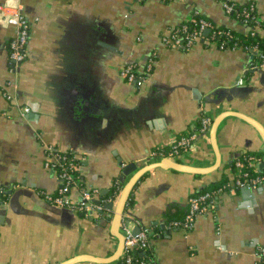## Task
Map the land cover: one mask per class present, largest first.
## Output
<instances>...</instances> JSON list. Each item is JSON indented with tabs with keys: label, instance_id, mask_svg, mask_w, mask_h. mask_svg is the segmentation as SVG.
Returning a JSON list of instances; mask_svg holds the SVG:
<instances>
[{
	"label": "crops",
	"instance_id": "crops-1",
	"mask_svg": "<svg viewBox=\"0 0 264 264\" xmlns=\"http://www.w3.org/2000/svg\"><path fill=\"white\" fill-rule=\"evenodd\" d=\"M231 1L253 5L264 19V0ZM4 2L21 9L29 32L26 59L11 68L7 44L13 28L0 25V188L12 191L0 211V264L73 258L74 264H95L90 259L112 256L118 243L109 216L70 214L39 200L62 183L45 161L56 152L74 158L82 187L107 205L114 182L122 187L156 161L150 152L169 146L202 114L211 123L232 114L215 128L218 166L207 172L216 163L207 131L177 159L205 173L149 170L135 183L127 213L134 230L154 229L147 253L156 264H258L264 182L247 189L245 198L240 189L218 191L214 212L196 215L188 230L166 227L185 217L190 196L223 179L232 186L236 159L264 157L261 133L237 117L264 131V68L251 69L248 51L208 43L206 31L188 51L163 47L160 39L192 13L235 33L248 28L226 15L218 0H0V6ZM257 33L264 38V27ZM148 58L152 68L142 86L120 76L128 63L145 75ZM23 108L28 113L22 116ZM67 196L77 201L79 186Z\"/></svg>",
	"mask_w": 264,
	"mask_h": 264
},
{
	"label": "built area",
	"instance_id": "built-area-1",
	"mask_svg": "<svg viewBox=\"0 0 264 264\" xmlns=\"http://www.w3.org/2000/svg\"><path fill=\"white\" fill-rule=\"evenodd\" d=\"M138 2L141 0H137ZM223 12L226 15L231 14L234 11V3L231 0H218ZM253 7L250 6L249 11H243L244 22L251 21L252 26L247 27L250 35L254 34L261 28L260 24H264V19H261L258 15H250ZM192 16V15H191ZM188 21L192 22V18ZM15 21V23H13ZM0 25L12 26L13 36L7 44L8 59L11 68H16L26 59V45L28 41L29 23L24 18L19 7L9 6L7 2H4L0 6ZM214 29L210 40H206L210 44L216 46L217 37H225L227 40L232 38V35L228 31L219 29L211 22L204 18H201L193 23V29L189 30L187 27L179 29L171 28L166 35L161 37L160 42L163 47L172 48L180 51H188L190 47L202 37L204 31ZM221 49V47H220ZM249 52H254L259 57V67L264 68V55L255 48L250 49ZM259 64V63H257ZM145 75L140 74L135 64H125L120 69V76L130 84H134L137 87L142 86L148 74L152 68V58H148L145 63ZM2 97L9 100V96L1 92ZM28 113V109L23 108L20 114L23 116ZM200 128L193 133H186L178 140L174 139L167 147L160 146L154 151L150 152V157L156 160L161 158H169L171 160L178 159L183 155L188 154L197 137L206 133L211 125V120L208 116L203 115L198 117ZM196 120V121H197ZM195 121V122H196ZM171 150L169 156H164V149ZM178 149H182V152L178 153ZM50 151V148H46ZM65 155L58 152L53 153L50 159L46 160L44 166L53 170L59 169L58 177L61 180V186L54 194L40 193V196L44 201L50 205L56 207L68 208L78 213L87 215L89 212H98L103 210L101 204L96 205L92 202V195L95 191L87 190L82 187L80 181L74 176L73 171H76L79 164L74 163L76 161L71 157L67 166H64L63 160ZM77 162V161H76ZM236 177L232 186H228L231 193H234L236 189H254L260 186L264 182V157L246 156L236 159L233 162ZM73 185L79 186L80 196L77 201H71L67 194ZM210 195L194 194L188 198V211L182 220L170 221L166 224L168 228H180L188 230L192 227L194 218L198 214H208L214 212L215 202L214 200L208 201ZM2 201V191L0 190V206L4 205ZM129 204L126 202L123 212L120 216L118 230L123 237V250L118 258L116 264H156V262L147 253L149 250V239L154 233L153 228H136L133 229V222L127 213ZM257 260L258 264H264V247L257 248Z\"/></svg>",
	"mask_w": 264,
	"mask_h": 264
},
{
	"label": "water",
	"instance_id": "water-1",
	"mask_svg": "<svg viewBox=\"0 0 264 264\" xmlns=\"http://www.w3.org/2000/svg\"><path fill=\"white\" fill-rule=\"evenodd\" d=\"M227 115H232V114H221L219 115L215 120L212 121L211 125L209 126L208 131L210 132V136H211V141H212V146H213V150L216 154V163L215 165L208 169L207 172L211 171L212 169L216 168L218 166V156H217V149L214 143V132H215V128L216 125L218 123V121ZM239 119L245 120L247 123L251 124L252 126H254L262 135L263 139H264V131L261 128V126L256 123L255 121L251 120L250 118H247L245 116L242 115H238L237 116ZM153 169H165V170H173V171H179V172H188V173H192V174H203L205 173L204 170H201L199 168H193L190 166H187L184 163L178 162L177 159H169V158H161L159 160H156L150 164L145 165L144 167H142L141 169H139L137 172H135L126 182H124V184L122 185L120 191H119V196L117 198V201L115 203H113L112 201L109 202L107 205H103V210L102 211H98V212H89L87 214V217H91V216H97L98 214L100 215H106L110 217L111 220V226H110V232L111 235L116 239L117 243H118V248L117 250L114 252V254L108 258L105 259H98V258H92L90 259L89 257H86V259H90L92 260L95 264H110L112 262H116L118 260V258L120 257L122 250H123V237L122 235L119 233L118 230V226H119V220H120V216L123 212L124 206L129 198V195L131 194L132 189L135 186V183L139 180V178L146 172H148L149 170H153ZM206 172V173H207ZM240 192L243 194L244 198L246 197V195H250V191L242 188L240 189ZM7 194H9L10 196L12 195V191L8 190ZM39 198V197H38ZM39 200H41L42 202H44L45 204L55 207V208H61V210H65L68 213H75L76 211H73L71 209L68 208H63V207H56L53 205H50L49 203H47L46 201H44L43 199L39 198ZM10 202V201H9ZM92 202L96 205H99L100 202L98 201H94L92 200ZM7 202H5L4 205L0 206V211L4 212L7 208ZM108 210L109 213H103V211ZM84 214L79 213V216H83ZM78 260V258H73V259H69L66 262L62 263V264H74L76 261Z\"/></svg>",
	"mask_w": 264,
	"mask_h": 264
},
{
	"label": "trees",
	"instance_id": "trees-1",
	"mask_svg": "<svg viewBox=\"0 0 264 264\" xmlns=\"http://www.w3.org/2000/svg\"><path fill=\"white\" fill-rule=\"evenodd\" d=\"M141 1H144V0H141ZM250 6L253 7V5H250V4H247L244 6H239V5L234 3V11L231 14H229V16L231 18L239 21L242 25H244L246 27L252 26L253 23L251 21H247V22L243 21L244 15H245L243 13V11H249ZM250 15H256V16L258 15L256 13L254 7H253L252 11L250 12ZM191 18H192V22H190V21L185 22V23L179 25L178 27H176V29H179L182 27H187L189 30H192L193 29V23L196 22L197 20L203 18V17L197 13H192ZM260 26L264 27V24L261 23ZM218 28L221 30H224V31H228L232 35V38L229 40H227L225 37L215 38L216 43H217L216 44L217 48L220 49V47H221V49H223V50H225V49L233 50V49L239 48V49H243V50L248 51V52L250 51V49L255 48L256 50H258L260 53H262L264 55V38L260 37L257 32L254 31V34L250 35L249 31H247L245 34H243V33H235L233 31L226 29V28H220V27H218ZM213 30L214 29L210 28L209 30L206 31V35L204 37L205 41L210 40L211 35L213 33ZM249 53H251V55L253 56L254 63H255L254 65L251 66V69L258 68L260 65L259 57L256 54H254V52H249ZM257 63H259V64H257ZM202 116H203V114L200 115V117H202ZM199 128H200V123H199V120H197L194 123V125L191 128L189 127L187 129V131H185V132L190 134V133H193L194 131H198ZM186 133L179 134L176 137V140H178L182 136L186 135ZM179 152H182V149H178V153ZM170 154H171V150L168 148H165L164 149V156H169ZM63 155H65L64 156L65 159L63 160L64 166H67V164L70 162L71 156H69L67 154H63ZM74 163L79 164L76 161H74ZM232 165H233V163H232ZM56 171L58 172L59 169L57 168ZM73 174L75 177H77L76 171H73ZM120 189H121V185L118 184V182H114V184H113L112 188L110 189V192H109L108 196L106 197V199H108V201H112L114 199V197L118 194ZM0 190L2 191V201L5 202L7 197H8L6 189L0 188ZM226 190H228L227 182H226V179H223L220 183H218L216 185L209 186L207 188H204L203 190L197 192L196 194L208 193L210 195V198L208 199V201H211V200H214L215 194L218 191H226ZM130 200H131V194L129 195V198L127 200L128 204L131 203Z\"/></svg>",
	"mask_w": 264,
	"mask_h": 264
},
{
	"label": "bare ground",
	"instance_id": "bare-ground-1",
	"mask_svg": "<svg viewBox=\"0 0 264 264\" xmlns=\"http://www.w3.org/2000/svg\"><path fill=\"white\" fill-rule=\"evenodd\" d=\"M130 168L129 167H126L125 170L123 171L122 175H127L128 172H129Z\"/></svg>",
	"mask_w": 264,
	"mask_h": 264
},
{
	"label": "clouds",
	"instance_id": "clouds-1",
	"mask_svg": "<svg viewBox=\"0 0 264 264\" xmlns=\"http://www.w3.org/2000/svg\"><path fill=\"white\" fill-rule=\"evenodd\" d=\"M13 23H15V21H13Z\"/></svg>",
	"mask_w": 264,
	"mask_h": 264
}]
</instances>
